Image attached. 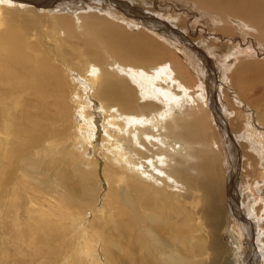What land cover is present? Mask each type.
I'll return each instance as SVG.
<instances>
[{
    "label": "rangeland",
    "instance_id": "374dc122",
    "mask_svg": "<svg viewBox=\"0 0 264 264\" xmlns=\"http://www.w3.org/2000/svg\"><path fill=\"white\" fill-rule=\"evenodd\" d=\"M45 1L47 2L46 4L49 3V0ZM70 1L75 2L77 0H55V3H58V7L64 8L70 6ZM113 1L117 5L112 3V5H109L106 0L86 1L83 13L91 11L90 4L103 6L109 12L102 10L98 12L95 9L92 12L105 15V19L112 24L121 25L128 32L126 35L140 40L143 39L137 33L150 36V39L158 45L150 47L157 52L158 61L170 64L175 76L177 75L178 81H181L191 89V92L188 91L187 94L179 86L181 83L175 82L172 85L171 80L158 82L159 87L163 86L176 93L178 102L175 104L173 101L168 102L162 95L158 99L153 96L145 99L143 94H140L132 84L133 90L126 92V95L129 96V100L126 102V111L136 114L135 116L139 117V119L153 117L162 111L166 113V108L171 112V114L165 116L164 121L161 122V127L154 129L148 124L145 129L148 130L147 133L149 134L147 135L151 137H148V139L142 138L145 141L141 140L144 146H142L143 151L141 150V153H144L143 157H152L150 159L154 160L155 156L159 157L158 154L167 153L170 157L169 163L167 164V162L159 158L158 161H154L155 163L151 164V166L153 165L152 167L142 164L144 173H146L143 176L144 178L135 176L126 167L118 166L116 161L119 158L116 153H113L109 148L103 149L100 146L104 138L99 132L102 131V121H97V123L95 121V125H98L99 129L95 126L97 134L93 140L94 143L91 144L86 140L87 143H84L85 145H79L77 142H81L80 139L82 138L78 132L77 124L73 122L68 124L72 119L69 121L68 117L64 118L57 115L55 108L52 106L62 96L60 94L57 95L56 92L54 93V88L50 89L54 86L49 77L44 78L45 80L41 82L46 83H44L45 85L42 84L44 93L40 98V102L39 100L36 101L40 104V110L35 108L39 105H36L35 100L32 102L34 108L32 106L29 109L24 106L27 100L34 97H28L23 93V80L21 82L18 80H21L24 74L22 72L24 71L16 64V67L14 66L16 69L14 68L15 71L13 72L18 79L15 80L12 86H7L2 81L0 82V167L4 169H0V175H2L0 176V249L2 248L1 250H3L4 258L2 260L3 258L0 256V260L5 264H20L21 255L18 253L17 242L20 240L21 235L29 233L27 221H30V209L38 207L39 203L44 200L54 201V199L50 198L57 194H62L66 198H72L77 203L78 206L72 208L74 209V214L80 212L85 218L89 216L87 217L88 220L94 222L95 227L99 228V232L104 233L103 238L106 241V248L111 253L110 258L112 261L116 260L113 264H137L139 262L144 264L146 256L150 254L156 256L159 253L160 246L156 243L158 239L154 237V233H157L159 239L173 243L175 251L179 250L182 244L187 245L183 246L186 252L185 260L187 258L192 260L189 259L182 264H245L249 246L254 239L250 240L242 231L238 220L234 216H230L232 214L230 211L231 202L229 201L231 195L227 193L229 187L227 182L232 173L236 174L237 183L236 189L232 194V200L234 198L237 199L238 204H236L248 222H253L254 224L256 222L260 225V228H263L260 223L264 225V222L259 221L264 213V206L260 203L254 205L248 196H250L249 188L253 186L256 187L258 194L264 200V98L261 96V99L258 98L256 103L250 105L249 103H244L243 94L245 91L247 96L249 93L252 94L253 90L260 92L261 95L264 93V67H260L261 65L264 66V25L256 18L260 13H264V0H241L242 2L240 0H190V2L187 0H179L180 2L178 0ZM186 3L190 6L183 5ZM255 3L259 6L254 5ZM13 6L6 7L7 9L5 7L3 9V6H0V34L2 31L14 26L23 28V22H27L28 19L36 20L37 27L35 26L34 30H31V35L27 38L30 39L31 43H36L38 46V51H32L31 57H45L48 63L58 70L59 78L63 87H65L63 89L66 92L65 96L68 95L69 99L72 97L69 90L71 91L74 85L70 80L73 77L68 78L69 71H65L63 66H61L62 63L65 64V60L70 64L71 70L76 72L77 76L82 78V80L87 77L88 64L93 63L100 68L107 66V64L104 65L106 61L103 50H97L92 45L88 46L83 41L89 38L95 39V32L98 31V28H95L92 22H87L90 34H85V38L79 33L81 29H77L75 23L72 22L74 20L72 17L71 19L69 18L70 20L68 19L69 21L64 18L62 19L64 22H62L58 16L47 12L46 17L38 19L36 10L35 13H28V15L23 11L21 13L18 7ZM130 9L140 16H148L162 21L166 27L169 26L171 28L170 30L173 33L179 32L184 39L194 42L193 44L197 46L202 56L208 58L209 64L214 70H211L210 77L214 78V80L211 78L207 80V85L205 77L199 73V66L205 67V61L199 59L200 65L197 68L195 66L196 61L191 62L189 55L185 53L180 44L173 43L171 39L166 38L160 32H154L151 28L143 27L133 14L130 13V15L128 13ZM206 11L211 14L208 15ZM51 13L53 12L51 11ZM217 15L221 19L222 17L226 19L222 25H217V23L221 24L218 22L220 19ZM230 17H233L235 21L231 20ZM34 21L33 25H35ZM229 47L241 51V54H238L237 62H224V55L230 49ZM220 48L221 50H219ZM117 56L129 61L134 67L149 66L148 68H150L156 62L154 59L142 61L141 58L134 60L132 56L127 57L122 52L118 53ZM219 60L221 63H219ZM246 65L254 67L259 65V67L258 69L251 68L249 73L253 75L248 77L246 82H241V85L244 86L240 87V85L238 89L235 85V72L239 66ZM34 66L37 67L36 65ZM19 70L21 71L19 72ZM48 84L51 85L47 86ZM18 85H21V87ZM199 86H201V89H199ZM248 87L253 90L251 92L247 91ZM235 89H238L241 94L236 92ZM211 90L216 94L218 111L207 108ZM87 95L80 91V96L84 100L88 97ZM56 97H58V100ZM71 99L74 100V97ZM71 99L70 104L74 107V101ZM180 102L183 103L180 104ZM45 104L48 106H45ZM195 107L200 108L199 116L195 114ZM243 110L246 111L244 112ZM30 111L37 112L38 116L36 117L39 118L35 119L34 117L28 123L30 118H26L25 114ZM93 111L95 113L98 112L97 107ZM72 113L76 122L83 127L87 125L86 120L84 121L80 114H77L75 108ZM36 120L37 122H35ZM34 122L38 126V129L36 126L37 131L34 134L37 132L39 136L31 137L29 132L34 128L32 126ZM178 122L181 123L180 128H176ZM87 135L89 136V133ZM150 138L152 139L150 140ZM230 139L232 140L231 145H229ZM74 144L75 148H73ZM163 148L165 151L162 150ZM170 149H173V151H170ZM73 151L74 154L72 153ZM136 153L137 155L139 154V152ZM6 154L7 156H5ZM174 155H176V158ZM173 160L176 162L173 163ZM162 161L165 163H162ZM170 161L172 164H170ZM30 165L37 167V169L35 168L37 170L36 174L34 173L35 170H27ZM206 165H213L216 174L218 173L225 183V189L223 188L222 193L223 197L217 203L218 208L221 209L222 213L224 212L222 226L217 232V237L220 239V247L218 248L220 256L218 258L216 251L210 247V243H212V238L210 237L211 227L203 216V210L212 206L211 203L214 204V201L206 196L200 188L204 180V174L200 171V167L203 168ZM171 170L173 171L172 174H170ZM109 172L110 174H107ZM155 173L158 174L155 175ZM125 175L127 176L126 178ZM176 176L179 179H176ZM80 178L83 180L79 182ZM170 180L171 182H169ZM14 183L19 185L16 186ZM49 184H51V188H48ZM143 184H147V187L143 186ZM164 184L167 186L165 187ZM86 188L94 190V202L93 199L91 201L90 198L83 196L87 190ZM172 190L175 191L173 192ZM254 197L253 195L252 199ZM114 198L118 200L116 201ZM104 206L106 207L104 208ZM261 212L263 213L261 214ZM105 215L108 217L106 218L107 222L104 220ZM99 216L102 217L100 218ZM102 219L105 222H102ZM68 232L69 230H67ZM107 233L108 235H106ZM263 238L264 236L260 239H255V246H264ZM98 240L97 238L96 241ZM114 250L117 251L115 252ZM24 251L29 250L25 249ZM100 252L102 259L105 260L102 246ZM261 261L259 259V262ZM75 262L77 261L75 260ZM89 264L94 263L90 261Z\"/></svg>",
    "mask_w": 264,
    "mask_h": 264
},
{
    "label": "bare ground",
    "instance_id": "6f19581e",
    "mask_svg": "<svg viewBox=\"0 0 264 264\" xmlns=\"http://www.w3.org/2000/svg\"><path fill=\"white\" fill-rule=\"evenodd\" d=\"M44 1L45 0H0V6H3L2 8L4 9V7L9 8V7H12L14 5L13 7H18L20 9L21 13L23 11V12H25V14L32 13V12L35 13V10H36V15H37L38 19L46 17L47 12H49L51 15L58 16V18H60L61 21L64 18H66L68 20L69 18L71 19V17H72L74 19V20L72 19L73 20L72 22L75 23V26L77 27V29H81V31H79V33H81V35H83L85 38H86L85 34L86 35L90 34L89 29L87 28V22H92L94 27L98 28V31L95 32V39L93 40V39L89 38L86 40L84 39L83 41H85V43L88 46L92 45V46L96 47L97 50H103V52L105 53V61H106V63H104V65L107 64V66H106L107 68L106 67L100 68L96 64H93V63L88 64L87 65L88 72L86 74L87 77H85L82 80V78L77 76L76 72L71 70V66L66 60H65V64L62 63L61 66H63L65 71H69L68 78L70 79L71 76L73 77V79H70V80L73 82V85H74L73 88L74 89L71 88V91L69 90V92H71V96L74 97V100L71 99L72 97L70 98L72 101H74L75 105L73 107L70 104L69 96L66 95V96H68L67 98L65 96L66 92H65V90H63V89H65V87H63V84L59 78L60 74H59L58 70L55 69L54 67H52L48 63V61L46 60L45 57H31L32 56L31 52L32 51H34V52L38 51V46L36 43H31L30 39H27V38L30 37V35H31L30 32L32 29L34 30L35 26L37 25V21L36 20L34 21V19L33 20L28 19L27 22L26 21L23 22L24 23V24H22V25H24V27L22 26L23 28H19V27L14 26L13 28L2 31L0 34V55H1L0 56V82L2 81L5 85L12 86V84L15 82V80L18 79L16 77V75H14V72H13V71H15L14 68L16 67L15 65L17 64L18 67L24 71V72H22L24 74H23L21 80H18L20 82L23 80L22 81L23 93L26 94V96H28V97H30V96L34 97L33 99L31 97L29 100H27L26 105H24V106H27L29 109H31L30 107H32V106L34 108V105L32 104L33 100H35L36 105H38L39 103L36 101L39 100V102H40V98L43 96L44 88H43L42 84H44L46 82H44V83H41V82L43 80H45L44 78L49 77L53 83V86H54V87H51L50 89L54 88L53 92L54 93L56 92L57 95L60 94V96H62V98H60L59 100H58V97H56L58 101H56L52 106L55 108L57 115H60L64 118L68 117L69 121H70V119H72L70 122H68V124H70V123L72 124V122L74 124H77L78 132L82 138V139H80V141L83 142V143L77 142V143H79V145L80 144L83 145L84 143L86 144L87 143L86 140H88L91 144L94 143L93 140L95 139L96 134H97L96 133L97 131L95 132V126H96L95 121H96V123H97V121L98 122L102 121V123H103V126L101 125L102 131H99V132L101 133V136H103L104 138H103V141H102L100 146L103 149L109 148V150H112L113 153H116V156H118V158H119V160L117 159V161H116V164L118 166H120L122 168L126 167V168L130 169V172L132 174H134L135 176H138V177L142 176L143 177V176H145L146 173H144V170H143L144 167L142 166V164H147L148 166L152 167L153 165L151 166V164L155 163L154 161H158L159 158L164 160L168 164L169 163L168 160L170 158L169 154H167V153L163 154V153H161V151H160L161 154H158L159 157L155 156L154 160L150 159L152 157H150V158L143 157L144 153L142 154L141 152L143 151L142 149L144 146H143V143L141 140H143L142 138L148 139V137H151L150 135L149 136L147 135L149 133H147L148 130L145 129V127H147L148 124H150L154 129L161 127V122H163L165 116L167 114H171V112L168 111L166 108V111H165L166 113H164L162 111L161 113H159L158 115H154L153 117H147V118L143 117V118L139 119V117L135 116L136 114L134 115L133 113L126 111V108H125L126 102L129 100V96L126 95V92L128 93V92H131L133 90L131 84L134 85V87L138 90V92H140V94H143V97L145 99L150 98L151 96L158 99L159 96L162 95L165 99L168 100V102L173 101L174 104L178 102L176 93L171 92L170 89L164 88L163 86L159 87L157 84L158 82H161V81L167 82V81L171 80L172 85L175 84V82L181 83V84H179V86L182 88L184 93L185 92L187 93L188 91L191 92V89L189 87L185 86L181 81L180 82L178 81L177 75L175 76L174 71L172 70V66L170 64L158 61L159 57H158L157 52L153 51L150 48L151 46H154V47L158 46L157 43H155L152 39H150V36H146L143 33H141V34L137 33L138 35H140L142 37L143 40H140L138 38L126 35V34H128V32L121 25L117 26L115 24H112L107 19H105L106 18L105 15H99V13L97 14V13L92 12V10H94V9L97 10L98 12L100 10H102L104 12H109L107 10V8L104 9L103 6L99 5L100 6L99 7V6H95V5L90 4L91 11L83 13V11H84L83 8L86 7L85 2L86 1L90 2V0H77L75 2L70 1V3H69L70 6H67L64 8L58 7L59 5H58V3L57 4L55 3V0H49L48 4H46L47 2L46 1L44 2ZM106 1L109 5L114 4L113 0H106ZM187 1L190 2V0H187ZM42 2H44V3H42ZM178 2H180V1L178 0ZM256 3L254 5H256ZM263 3H264V1H263ZM178 4L182 5L180 3H178ZM114 5H117V4H114ZM183 5L190 6L188 3L183 4ZM256 6L258 7L259 5L257 4ZM33 7H34V10H33ZM263 7H264V4H263ZM201 10H202V8H201ZM51 11L53 13H51ZM206 12L208 13V11H206ZM222 12H224V11H222ZM128 13L133 14L138 19L137 21L143 27L151 28L154 32L155 31L160 32L166 38L171 39L173 43L175 42V43L180 44L183 47V49L185 50V53L189 55V59H191V62L196 61V65L195 64L194 65L197 68H198V65H200L199 59H201L202 61H205V64H206L205 67H203L202 65L199 66V73L202 74L203 77H205V79H206L205 83L207 85H208L207 80H209L210 78L214 80V78L210 77V75H211L210 73H211V70H213V68L210 66V64H209L210 62H209L208 58L202 56V54L199 51V49L197 48V46H195V44H193L194 42H191V41H188L187 39H184L182 34L179 32L173 33L170 30L171 28L169 26L166 27L162 21H159L156 18L143 16V15L140 16L138 13L136 14L131 9ZM113 14H115V13H113ZM209 14H211V13L209 12L208 15ZM214 14H215V12H214ZM225 15H227V14H225ZM122 18H124V17H122ZM223 18L224 17H222V19H221L219 17L220 20L218 22L221 24L217 23L218 26L222 25V23L225 22L224 20H226V19H223ZM230 18H231V20H234L233 17H230ZM256 18L258 19V21H260L261 24L264 25V13H260L258 15V17H256ZM214 19H216V18H214ZM33 21H34L35 25H33ZM62 22H64V20ZM237 23H238V21H237ZM244 26H245V23H244ZM217 29H218V27H217ZM245 29H247V28H245ZM244 31H246V30H244ZM242 33L244 34L243 31H242ZM155 41H157V40L155 39ZM158 44H159V42H158ZM159 46H160V44H159ZM208 46H209V44H208ZM219 50H221V48ZM1 52H2V54H1ZM120 52L124 53V55L127 57L132 56V58H134V60H138L141 58H142V61H145L146 59H154L156 62L150 68H148L149 66L148 67L147 66L146 67L145 66L134 67L133 65H131V63H129V61H126L123 58L117 56V54ZM240 52L241 51H239V49L230 48L228 50V52H226L224 55V62L225 63H229L231 61L237 62L238 61V54ZM219 63H221L220 60H219ZM34 65H36L37 67H35ZM258 67H259V65L257 67H254L251 65L239 66L235 72L236 73L235 85L237 86L236 88L239 89L241 82H246L248 77L253 75L252 73L251 74L249 73L251 68H253V69L257 68L258 69ZM260 67H264V66L261 65ZM21 70H19V72ZM223 72H224V70H223ZM174 76H175V78H174ZM9 83H11V84H9ZM49 85H51V84H48L47 86H49ZM18 86L21 87V85H18ZM242 86H244V85H241L240 87H242ZM199 89H201V86H199ZM213 89H214V87H213ZM238 89H235L236 92L241 94V92L238 91ZM252 90L253 89H249V87L247 88V91L251 92ZM80 91H82V93H85L86 95L88 94L87 95L88 97L85 100H84V98H81ZM52 94H51V96H52ZM243 95H244V103L245 104L249 103L250 105H253L254 103H256V100L258 98H260L261 96H262V98H264L263 97L264 93L261 95V93L256 91V90L255 91L253 90V93L252 94L249 93L247 96L245 95V91H244ZM199 96L202 97L201 95H199ZM17 97H19V96H17ZM216 99H217V97H216L215 92H213L211 90V94L209 96V105H207V108H209L210 110H213V111H218ZM80 100H82L83 102L81 101V103H79ZM89 102H92V103H89ZM202 102H204V101H202ZM181 103H183V102H180V104ZM192 103H194V102H192ZM164 104H165V100H164ZM46 105L47 104H45V106ZM184 105H185V103H184ZM196 105L198 106L197 103H196ZM96 107L98 109V112L95 113L93 110ZM35 108L37 110H40V104ZM74 108L76 109L77 114H80V116L84 119V121L86 120L87 125L85 127H83L82 125H80L78 122H76L74 120V116H73L74 114L72 113V110ZM194 111H195V114L197 116H199L198 114L200 112V108L195 107ZM37 114H38L37 112H33V111L27 112L25 114V116H26V118H30L28 123H30L34 117H35V119H38L39 117H36V116H38ZM211 114H212V112H211ZM246 116H247V114H246ZM77 117H79V116H77ZM257 121H259V120H257ZM35 122H37V120ZM35 122L32 124V126H34V128L31 129L29 132L31 137L32 136H39V134L37 132L34 134V132L37 131V129H38V126L36 125ZM251 124H252V122H251ZM150 125H149V127H150ZM36 126H37V129H36ZM180 127H181V123L178 122L176 125V128H180ZM221 127L223 128L222 125H221ZM87 133H89V136L87 135ZM151 139L152 138H150V140ZM161 140H163V139L161 138ZM39 141H40V139H39ZM143 141H145V140H143ZM150 144H152V143H150ZM231 144H232V140H231V142H229V145H231ZM168 145H170V144H168ZM73 148H75V144H74ZM76 148H78V147H76ZM255 148H256V146H255ZM79 150H81V149H79ZM83 150H85V149H83ZM162 150L165 151L164 148ZM171 150L173 151V149H170V151ZM82 151H81V154H82ZM136 152H139V154L137 155ZM72 153L74 154V151ZM78 153H79V151H78ZM169 153H171V152H169ZM83 154H85V153H83ZM150 154H152V153H150ZM69 155H70V153H69ZM154 155H155V153H154ZM188 155H190V154H188ZM5 156H7V154ZM79 156H81V155H79ZM175 156L176 155H174V157ZM178 157H180V156H178ZM82 159H84V158H82ZM87 159H86V161H88ZM164 161H162V163H165ZM175 162L176 161H174L173 163H175ZM160 163H161V161H160ZM170 164H172L171 161H170ZM35 168L37 169L36 166L30 165L27 170H30V171L35 170L34 173L36 174L37 170ZM182 168H184V167H182ZM0 169H3V167L2 168L0 167ZM97 169L99 170V168H97ZM161 169H160V171H161ZM98 170H95V171H98ZM156 171H158V170H156ZM200 171L202 172V174H204V180L202 181L200 188L204 191L206 196H208L212 201H214V204L211 203L212 206L207 207V208H205V210H203L204 211L203 216H204V219L206 220L207 224L211 227V236L210 237L212 238V243H210V247L216 251V256L218 258V256H220V252H218V248L220 247V239L217 237V232L219 231L220 227L222 226V223H223L222 217L224 216V212L222 213L221 209L218 208L217 203H218V200L223 197L222 193H223V188H224L225 183H224L223 179L221 178V176L218 173L216 174V170H215V167L213 165H211V166L206 165L203 168L200 167ZM152 172H153V170H152ZM172 172L173 171L171 170L170 174H172ZM89 174H91V173H89ZM107 174H110V172ZM156 174H158V173H155V175ZM166 174H168V173H166ZM0 176H2V175H0ZM92 176H93V174H92ZM128 176H129V174H128ZM152 176H154V175H152ZM126 177L127 176L125 175V178ZM162 177H163V175H162ZM165 177L167 178V176H165ZM176 177H177L176 179H179L178 176H176ZM13 178L15 179V177H13ZM10 179H11V177H10ZM39 179H40V177H39ZM128 179H129V177H128ZM82 180L80 178L79 182ZM150 180H152V179H150ZM167 181H168V179H167ZM174 181H172V182H174ZM46 182H48V181H46ZM169 182H171V180ZM61 183L63 184V182H61ZM98 183H99V181H98ZM236 183H237L236 182V174L232 173L230 175L229 181L227 182V184L229 186L227 193L229 195H231L229 201L231 202L230 211L232 214L230 216L231 217L234 216L235 219L238 220L239 226L241 227L242 231H244L245 235L247 237H249L250 240L253 238L255 241V239H260L261 237L264 236V225H262V223H260L261 226H263V228L262 227L260 228V225L258 223L255 222V224H254L253 222H251V223L248 222L247 219L245 218L244 214L240 211V209L237 205L238 204L237 199L234 198L232 200V197H233L232 194L236 189ZM14 184H16V183H14ZM18 185L16 184V186H18ZM50 185L51 184L48 185V188H51ZM146 185L143 184V186L147 187ZM164 186L166 187L167 185L164 184ZM150 187H151V185H150ZM86 189L87 190H86V192L84 191L85 193L83 194V196L84 197L86 196V198L87 197L90 198L91 201L93 199V202H94V198H95L94 197L95 196L94 190L88 189V188H86ZM176 189H177V187H176ZM249 189H250L249 190L250 196H248V197H250V200H252L254 205L257 203H260V204H263V206H264V200H262L261 196L258 194L259 192L256 189V187L250 186ZM110 190H112V189H110ZM179 190H181V189H179ZM73 191H75V190H73ZM109 192H111V191H109ZM75 195H78V194H75ZM251 195H252V197H253V195L255 196L254 199H252ZM244 196H246V195H244ZM84 197H83V199H84ZM81 198H82V196H81ZM50 199H54V201L50 202L47 200H44V201L42 200L43 202L39 203L38 207H33L30 209V221L29 222L27 221L28 227H29V233H25V234L22 233L23 235H21L20 240H18V242H17L18 243V245H17L18 253L21 255V259H19V260H21L20 264H89L90 261H92L94 264H113L116 261V260L112 261V259L110 258L111 253L108 251L109 249L106 248V246H107L106 241H104V238H103L104 233L102 234V232H99V230H98L99 228L97 229L95 227L94 222L88 220L87 217H89V216H87L86 217L87 219H86L85 217L82 216V214L80 212H76L77 214L73 213L74 209H72V208L76 207L78 205L72 198H70V197L66 198L62 194L61 195L57 194L53 198H50ZM105 199H106V197H105ZM114 199H116V198H114ZM117 200L118 199H116V201ZM109 202H110V200H109ZM252 202H251V204H252ZM105 207L106 206H104V208ZM262 213L263 212H261V214ZM96 214H97V212H96ZM106 218H108V217L106 216L105 219L104 218L103 219L106 221ZM259 218H260V216H259ZM103 219H102V222L104 221ZM259 222H264V213H263L261 220ZM67 230H69L68 233H67ZM106 235H108V233ZM154 237L156 239H158V241H156V243L159 244V246H160V249L158 250L159 253H157L156 256H154L153 254L146 256L147 258H146V261L144 262V264H180V263L182 264V263H185L186 261H188L189 259H191V258H187L185 260L186 257H184L186 255V252L183 249V246H187V245L182 244V247L179 248V250L177 249L175 251L173 248L174 247L173 243H169L166 240L159 239L157 233H154ZM97 238L99 239L98 241H96ZM254 241L249 246V251L247 253L248 256H247L245 264H264V246L262 245V247H257V246H255ZM101 246L103 247L105 260L102 259V255L100 252ZM1 249H0V256L3 258V250H1ZM25 249H28L29 251H24ZM162 249H164V250H162ZM5 254H6V252H5ZM74 256H75V260L77 262H75ZM259 259H261L262 261L259 262ZM2 260H4V258ZM2 260H0V264H5ZM18 261H17V263H19ZM137 264H143V263L139 262Z\"/></svg>",
    "mask_w": 264,
    "mask_h": 264
}]
</instances>
